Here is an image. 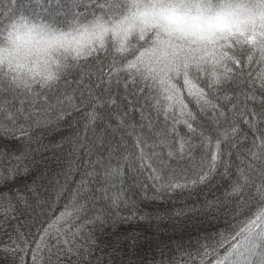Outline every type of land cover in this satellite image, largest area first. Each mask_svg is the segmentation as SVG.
<instances>
[{
  "label": "snow or ice",
  "instance_id": "6c2138e0",
  "mask_svg": "<svg viewBox=\"0 0 264 264\" xmlns=\"http://www.w3.org/2000/svg\"><path fill=\"white\" fill-rule=\"evenodd\" d=\"M0 230L10 264H264V0H0Z\"/></svg>",
  "mask_w": 264,
  "mask_h": 264
},
{
  "label": "trees",
  "instance_id": "16d2710c",
  "mask_svg": "<svg viewBox=\"0 0 264 264\" xmlns=\"http://www.w3.org/2000/svg\"><path fill=\"white\" fill-rule=\"evenodd\" d=\"M68 134H69V130L67 129V127L66 126H62L59 131L53 132L51 134H46L44 143H49V142L55 143V142L59 141L61 135H65L66 136ZM3 191L7 192L8 189L5 188V189H3ZM182 200H183V198L180 197V196L173 197L172 200L168 201V203L166 205H164V207H170L172 209L182 207L183 206ZM12 223H15V222H12ZM220 227H223V225L221 224ZM209 230L210 231H214L215 230V226H211L209 228ZM8 232L10 234L12 233L11 227L8 228ZM146 235L153 236L154 235V230L148 229L146 231ZM189 236H191L193 238V240L195 239V236H196V231L193 228H191V227L185 228L183 232L178 231V232H176L174 234V238L175 239H180V238L183 239V241L185 242V246L186 247L189 246L188 245ZM161 239L167 241L168 236L167 235L162 236ZM0 240L5 241V242L7 241V236H5L3 234L2 230H0ZM148 247H149V245H144L143 246V249L141 250V255H143V251L148 249ZM148 255L151 256L152 253L149 252ZM155 258L157 260L161 259L160 255L158 253H156ZM10 261H11L10 257H8L6 259L5 258V254L0 252V264H10ZM29 264H30V260H29Z\"/></svg>",
  "mask_w": 264,
  "mask_h": 264
}]
</instances>
